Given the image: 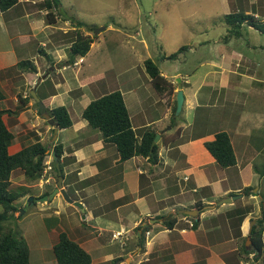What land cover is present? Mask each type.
Masks as SVG:
<instances>
[{
  "label": "crops",
  "instance_id": "obj_1",
  "mask_svg": "<svg viewBox=\"0 0 264 264\" xmlns=\"http://www.w3.org/2000/svg\"><path fill=\"white\" fill-rule=\"evenodd\" d=\"M42 1L19 0L8 9L0 10V90L4 95L0 99V109L17 111L5 116L8 128L14 135L7 148L8 153L13 154L38 140L48 146L47 155L51 156L52 146L61 144L63 153L59 164L63 173L62 185L68 196L83 208L82 211L67 203L57 193L51 200L36 202L40 210L48 211L44 215L42 213V219L52 220L51 223L60 228L59 232L65 231L90 256L91 253L96 254L95 259L91 256V264H111L116 258L114 264H138L137 258L143 255L145 261L139 264H264V230L260 254L252 250L249 237L256 219L264 212V173L257 170L255 155H237L233 138L246 135L238 130L240 126L236 125L231 131L229 127L220 125L213 128L214 132H203L185 139H181L179 133L168 144L159 143L154 162L142 156H133L120 162L114 145L104 142L100 132L89 127L83 118L71 120L72 124L68 128H55L45 122L37 110L36 101L30 95L34 85L35 93L47 108L63 105L70 119L72 109L81 115L90 100L110 90L106 72L86 74L79 67L94 40L88 52L75 57L70 64L67 61L68 48L75 31H81L83 26L77 28L71 17L60 16L59 12L56 15L54 10V19L46 20L47 8ZM222 2L230 14H249L255 20L264 21V0H246V10L242 5L239 8L237 6L242 3L241 0ZM233 11L235 13H231ZM246 23L241 22L240 28L245 25L252 27ZM229 29L228 24L227 33ZM82 31L88 34L87 30ZM231 38L225 39V43H231ZM219 44V41H212L209 47L214 51ZM227 51L220 55L219 60H201L198 65L206 66V70L201 76L192 77V81L185 77L186 86H181L180 76L176 79L178 87L175 86L173 91L171 89V93L168 92V86L155 89L160 99L155 98L154 105L159 100L164 102L167 94L173 103L177 90H181L183 101L177 115L184 109L185 114L192 115L189 127L194 125L192 122L197 116L195 121L209 128L211 116L215 114L211 112L215 104H208L214 86H221L222 91L232 83L234 93L238 94L231 97L237 101L241 97L244 100L245 94L251 93L255 87L251 83L264 84V80L255 79L254 70H250L252 61L231 47ZM22 59L32 61L34 70L19 72L15 69L17 61ZM141 69L143 80H138L135 71L126 79L119 80L117 86L122 88L119 91L124 102V97L128 98L125 105L135 132L140 133L141 129L152 127L160 134V141L165 132L168 135L171 133L167 131H171L173 115H168L165 108L159 117L149 118L144 103L147 98L150 99H145L148 95L146 85L150 83L144 65ZM159 71L171 84L173 76L178 74L169 79L167 74ZM125 82L126 86L123 85ZM201 91L204 94H199ZM136 117L138 119L134 120ZM165 120H169V123H164ZM174 126L175 129L180 128V125ZM225 128L231 131L228 136L236 162L231 167L221 168L205 148L204 142L213 140L218 131L226 132ZM66 129L68 137L62 134ZM184 177L187 179L184 180ZM22 180L25 181V178L20 169L11 172V186L30 185ZM50 181L39 185L37 195L26 193L17 198L14 204L26 202L28 196L39 197L44 192H50L56 186V182L53 184ZM245 188L249 189L246 194L243 192ZM232 195L239 197L231 203L218 204L221 199ZM196 203L203 205L197 207ZM241 209L246 211L242 220H239ZM192 210L197 211L194 217L187 214V211ZM74 214L78 215L81 223L77 221L84 227L82 231L70 230L71 236L62 225L66 221L68 223L71 217L74 218ZM172 217L175 218L172 227L166 228L162 221ZM121 229L126 231L128 238L122 245L123 252L118 253L113 244L119 243L112 239L111 233ZM59 232L51 229L48 235L55 233L58 238ZM108 232L110 235L106 239Z\"/></svg>",
  "mask_w": 264,
  "mask_h": 264
},
{
  "label": "rangeland",
  "instance_id": "obj_2",
  "mask_svg": "<svg viewBox=\"0 0 264 264\" xmlns=\"http://www.w3.org/2000/svg\"><path fill=\"white\" fill-rule=\"evenodd\" d=\"M58 1L59 4L52 9L55 14L59 12L60 16L71 17L75 23L80 21L84 27L81 28V32L92 38V41L94 40L90 51L82 58L83 63L79 67L82 71H86V74L106 72L105 77L109 83L107 87L110 91L122 89L119 85L117 86L118 81L126 79L128 75L135 71H137L138 80L141 78L143 80L141 74H144L141 72V66L147 57L167 74L169 79L170 76L178 73L173 76L174 81L170 84L173 91L175 86L178 87L177 78L182 76L181 86H186L184 83L185 77L192 81V77L197 78L206 70V66L201 67L198 65L201 60H219L220 55L229 52L227 50L230 47L235 52L240 51L245 59L252 61V68L249 69L254 70L255 79L264 80V59L262 58L264 56V33L259 31L258 28L255 29L246 25L240 28L239 33L236 32L237 34L234 36L227 33L228 24L225 20V14H229L230 10H225L222 0ZM229 1L231 2V0ZM241 1L242 3L237 5L238 8L243 6L246 10L248 7L246 0ZM248 1L252 2L254 0ZM231 13H235V11ZM258 22L257 20L254 21L259 25ZM60 23H62V20ZM101 27L105 29L95 32ZM83 29L87 30L88 34H85L82 31ZM225 37L226 40L233 37L231 43L226 44ZM212 41L220 42L214 51L211 50V46L209 47ZM171 53H176L174 58L165 57ZM126 84L125 82L123 85L126 86ZM229 85L228 89L222 91L220 90L221 86L218 85L212 88L213 95L208 104H215L214 111H211L215 114L211 116V125L208 124L209 128H205L200 121H195L197 116L192 122L194 125L189 127L188 123L192 121V115L185 114L184 109L179 115H177L179 112L177 114L175 111L172 112L171 105L173 103L169 94H167L164 101L167 106L160 100L154 105L155 98H160L158 97V91L150 84L146 85L148 95L145 96V99L146 97L150 99L147 98L144 108L148 110L147 115L149 118L159 117L165 108L168 115L173 113L175 120L170 125L171 131H167L171 133L169 135L166 132L164 133L167 137L177 138L180 133L181 139H185L188 136H196L203 132H214L213 128L216 129L220 125L229 127L231 131L237 127L236 125L240 126L238 130L241 133L245 132L246 135L233 138L234 149L239 157L241 155H246V157L255 155L258 167L256 168L261 173L264 169V84L251 83L250 85L255 86L258 90L256 91L254 87L250 94H245L244 100L241 97L237 101L232 100L233 97L231 96L238 93H234L232 83H229ZM48 87H51V85ZM261 89L262 94L260 93ZM37 93L40 95L39 91ZM202 93L204 94L203 91L199 94ZM124 98L127 103L128 98ZM199 100L202 101L201 98ZM77 118L81 119L80 113L77 114V111L72 109L71 120L76 121ZM260 118L261 122L259 121ZM136 119L138 117L134 120ZM164 123H169V120H165ZM174 124L176 126L180 125V128L175 129ZM42 126L45 129L46 125L44 123ZM229 129H226L227 135H231ZM67 131V129L64 130L62 134L68 137ZM50 157L46 156L45 158L50 159ZM56 179L52 169L47 182L51 180L50 182L54 184ZM21 182L30 184L27 186L28 193H36V195L39 185L43 186L46 183L41 182L40 178L38 181L31 183H27L26 180ZM32 183L34 185H31ZM68 193L71 194V190ZM15 204L18 211L15 213L17 216L10 217L5 223L15 230L18 237H22L26 241L29 248L30 264H55L56 260L50 246L51 243L57 241V236L55 233L48 235V232L51 229L59 232L60 228L53 225L52 220L42 219V213L44 215L48 211L46 209L40 210L36 202L29 203L26 199V202ZM79 216L82 220L81 213ZM77 220L78 215L74 214V218L71 217L70 221L68 223L67 221L64 222L62 226L69 233L70 230L82 231L84 226L79 224V222L81 223L80 220H78L79 222ZM70 234L72 236V233ZM109 235L110 233L107 234L106 239ZM124 236H127V234ZM99 240H102V238H99ZM121 240L125 243L127 239L125 240L123 237ZM117 242L119 244H113V248L118 253H122L123 246L120 240H117ZM91 256L93 259L96 258L94 253H91ZM144 258L143 255L141 258L138 257L136 261L143 263ZM42 260L50 262L44 263Z\"/></svg>",
  "mask_w": 264,
  "mask_h": 264
},
{
  "label": "trees",
  "instance_id": "obj_3",
  "mask_svg": "<svg viewBox=\"0 0 264 264\" xmlns=\"http://www.w3.org/2000/svg\"><path fill=\"white\" fill-rule=\"evenodd\" d=\"M18 2L19 0H0V10L4 11ZM41 3L47 8L46 20L54 19L52 8L57 6L59 1L43 0ZM225 20L230 25L229 34L235 35L239 33L240 23L243 21L264 33V21L259 20L258 22L257 20L259 23L257 25L254 23L256 20L249 14L229 13L225 14ZM236 21L237 24H235ZM75 24L77 28L83 25L80 21H77ZM75 32L74 38L68 48L69 58L67 61L70 64L73 63L75 57L84 56L88 52L90 43L92 42V38L84 35L80 30H76ZM181 49L179 50L181 51ZM42 54L44 55V53ZM175 55L176 53H171L165 57L174 58ZM143 65L149 77V83L154 89H158L160 86H168V92H172L171 83L166 77L161 75L159 68L150 58L144 59ZM14 68L19 72H23L32 71L35 67L32 61L22 59L17 61ZM3 96L0 90V99ZM18 98H20V95H18ZM27 98H31V96ZM24 101H27V99H24ZM42 102L45 111L54 120L55 128H68L71 126L72 121L65 106L59 105L47 108L44 101ZM175 108L176 101L174 99L172 112L175 111ZM37 110L39 112L38 106ZM15 112L17 111L0 109V264H30L29 248L26 241L22 237H18L15 230L5 223L10 217H14V213L17 212L14 201L28 193L26 185L11 186L10 174L13 170L20 169L27 183L38 180L44 166V157L49 154L48 146L38 140L22 147L13 154L8 153L7 148L12 143L14 135L8 128L5 116ZM80 116L87 121L89 127L100 132L104 142L114 145L120 162L133 156L146 157L149 161L154 162L157 157L159 143L166 145L174 139V137L161 135L160 141L154 143L151 147L156 133L155 129L148 126L143 128L140 133L135 132L132 128L123 96L119 90H112L90 100L83 108ZM173 123L174 117L171 125ZM204 146L214 157L219 167L227 168L235 164L233 147L226 132H216L214 139L204 142ZM52 148L59 161L63 153L62 145L55 143ZM51 166L56 179L57 171L54 160H51ZM59 166L62 175L61 164ZM262 173H264V169ZM247 190L249 189L245 188L243 192L246 194ZM43 194H47V192ZM202 205L196 203L197 207ZM245 211L244 209L242 210V216L239 220H242ZM174 221L175 218L172 217L164 219L162 222L166 228H171ZM263 230L264 212L256 219V224L252 227L249 235L253 247L252 250L254 249L256 254H260L262 251L261 234ZM51 250L56 264H91L90 254L70 238L65 231L58 233L57 241L52 245ZM116 260L117 258L112 260L111 264H114Z\"/></svg>",
  "mask_w": 264,
  "mask_h": 264
},
{
  "label": "water",
  "instance_id": "obj_4",
  "mask_svg": "<svg viewBox=\"0 0 264 264\" xmlns=\"http://www.w3.org/2000/svg\"><path fill=\"white\" fill-rule=\"evenodd\" d=\"M104 27H101L100 29H103ZM100 29H97L95 30L98 31ZM94 32V33H95ZM39 82V80H37V83ZM35 87L36 85H34L32 87V89L30 90V95L34 98V100L36 101V104L38 106V109H39V112L40 114L42 115V117L44 118V120H46L51 126H55V122L54 120L50 117V115L45 111L44 109V104L43 102L38 98L37 94L35 93ZM175 101H176V108H175V113L177 114L181 108V104H182V101H183V94H182V91L181 90H177L176 92V97H175ZM159 136L160 134L159 133H155L154 135V138H153V141L151 143V147L154 143H156L159 139ZM51 157H52V160H54V164H55V167H56V171H57V179H56V186L50 191L48 192L47 194H43L39 197H34V196H28L27 197V202L29 203H34V202H46L48 200H51L55 194L59 193L61 194V196L63 197V199L67 202V203H70V204H73L77 207H79L82 211H83V208L81 206V204L77 201H73L69 196L68 194L66 193L63 185H62V180H63V177L61 175V169H60V166H59V161L57 159V157L55 156V153H54V150L52 149L51 152ZM237 197H239V195H232L230 197H226V198H223L221 199L218 204H227V203H231L234 199H236ZM194 212V213H193ZM197 211H187V214L190 215V216H193L194 217V214L196 213ZM247 241L250 242L249 238H247Z\"/></svg>",
  "mask_w": 264,
  "mask_h": 264
},
{
  "label": "built area",
  "instance_id": "obj_5",
  "mask_svg": "<svg viewBox=\"0 0 264 264\" xmlns=\"http://www.w3.org/2000/svg\"><path fill=\"white\" fill-rule=\"evenodd\" d=\"M74 64H78V62H75ZM48 158L50 157V155H46ZM45 156V157H46ZM44 157V161H43V169H42V172H41V175H40V181H44V182H47L49 177H50V172L52 171V166H51V157L50 159H46ZM187 177H184V180H186ZM126 234V231L121 229L119 231H115L113 232L112 234V239L113 240H120V243L121 245L124 244V241L121 240V238L124 237V239L126 240L127 239V236H124Z\"/></svg>",
  "mask_w": 264,
  "mask_h": 264
},
{
  "label": "clouds",
  "instance_id": "obj_6",
  "mask_svg": "<svg viewBox=\"0 0 264 264\" xmlns=\"http://www.w3.org/2000/svg\"><path fill=\"white\" fill-rule=\"evenodd\" d=\"M75 63V62H74Z\"/></svg>",
  "mask_w": 264,
  "mask_h": 264
}]
</instances>
